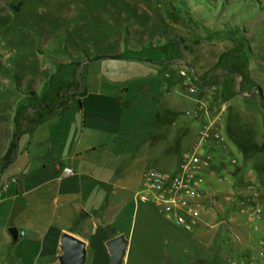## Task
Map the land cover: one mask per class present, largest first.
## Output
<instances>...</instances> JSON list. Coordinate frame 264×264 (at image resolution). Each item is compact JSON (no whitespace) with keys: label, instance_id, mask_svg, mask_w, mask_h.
Segmentation results:
<instances>
[{"label":"rangeland","instance_id":"1","mask_svg":"<svg viewBox=\"0 0 264 264\" xmlns=\"http://www.w3.org/2000/svg\"><path fill=\"white\" fill-rule=\"evenodd\" d=\"M103 56L120 58L96 60ZM161 58L172 68L153 62ZM180 69L214 101L218 113L224 102L235 104L229 108L231 131L252 126L257 133L252 144L262 155L245 156L243 164L223 174L222 186L211 184L202 223L191 234L143 205L152 226L147 233L138 228L125 264H264V217L253 218L248 211L252 192L264 201V0H0V174L8 176L2 158L21 129H48L51 117L54 125L68 119L91 90L88 83L131 102L126 107V118L133 119L130 138L150 137L153 115L162 112L161 96H167L165 76L178 81ZM143 85L154 89L145 91ZM240 96L254 101L241 104ZM181 99L180 119L189 122L190 132L176 152L158 153L151 164L167 174L178 171L200 130L188 115L193 108L188 95ZM123 147L122 141L118 153ZM136 150L132 146L128 152ZM209 152L203 144L200 153ZM144 168V163L130 166L139 173ZM141 218L142 213L139 225ZM253 221L262 222L253 229L263 240L254 250L244 246ZM121 225L129 238V225ZM219 238L225 239L220 256L214 255L213 243ZM235 254L248 259H233Z\"/></svg>","mask_w":264,"mask_h":264},{"label":"crops","instance_id":"2","mask_svg":"<svg viewBox=\"0 0 264 264\" xmlns=\"http://www.w3.org/2000/svg\"><path fill=\"white\" fill-rule=\"evenodd\" d=\"M153 62L172 68L167 59ZM165 80L167 96H161L164 108L153 115L155 132L148 138H130L128 124L133 119L126 118V107L131 102L121 94L92 89L93 83H88L91 90L78 99L79 109L68 119L54 125L55 117H51L47 119L53 122L48 129L41 125L21 129L15 157L8 163V176L0 174V264H59L60 241L65 233L87 244L86 264H110L106 243L126 234L121 223L129 225L126 237L130 248L125 263L129 261L138 228L147 233L152 226V214L143 207L152 205L138 201L139 196L148 194L143 174L155 170L151 164L158 153L176 152L190 132L189 122L180 119L181 96L188 95L187 105L193 107L188 115L200 126L198 140L204 124L216 123L207 144L210 152L206 156L212 161L213 172L208 176L206 192L212 191V183L222 186L218 178L234 168L228 157L243 164L246 155L239 143L256 141L257 133L249 125L235 126L237 130L231 131L234 113L229 108L235 104L224 102L222 113H218L214 101L206 99L186 78L177 81L166 75ZM141 87L149 92L154 89V85ZM239 98L241 104L254 101ZM204 103L208 104L207 111H203ZM122 141L124 147L118 153ZM132 146L137 147L136 153L128 152ZM189 153L181 158L178 169ZM139 163L145 165L142 173L130 169ZM65 168H71L73 175L66 176ZM260 223L248 222L251 227L244 237L245 247L254 250L257 242L263 241L253 229L257 230ZM12 228L18 231L16 240L10 234ZM224 242V238L213 241L214 255L224 254ZM228 257L248 259L245 254Z\"/></svg>","mask_w":264,"mask_h":264},{"label":"built area","instance_id":"3","mask_svg":"<svg viewBox=\"0 0 264 264\" xmlns=\"http://www.w3.org/2000/svg\"><path fill=\"white\" fill-rule=\"evenodd\" d=\"M180 75L187 78L188 72L181 70ZM202 105L203 111H207L208 104ZM215 128L216 123L204 124L196 146L182 161L176 173L167 174L158 170H148L144 173L148 194L139 196L138 201L154 206L161 216L186 234L193 233L202 223L207 197L205 186L213 171L211 159L203 156L200 149L203 144H208ZM232 165H237L236 159H232ZM64 173L71 176L73 170L65 168ZM218 180L221 182L223 178ZM251 194L248 211L253 218L264 217V201L261 202L256 193Z\"/></svg>","mask_w":264,"mask_h":264},{"label":"water","instance_id":"4","mask_svg":"<svg viewBox=\"0 0 264 264\" xmlns=\"http://www.w3.org/2000/svg\"><path fill=\"white\" fill-rule=\"evenodd\" d=\"M10 234L16 240L18 231L16 228L10 229ZM110 255V264H125L130 240L126 235H118L106 243ZM61 255L58 258L59 264H86L87 262V244L77 237L65 233L60 241Z\"/></svg>","mask_w":264,"mask_h":264},{"label":"trees","instance_id":"5","mask_svg":"<svg viewBox=\"0 0 264 264\" xmlns=\"http://www.w3.org/2000/svg\"><path fill=\"white\" fill-rule=\"evenodd\" d=\"M105 58H120V57L119 56H103V57H98L96 60L105 59ZM239 144L244 149L246 159L248 158V156L254 157L255 155H259V154L262 155V152L260 151V149H258L257 146H254L249 141H242ZM16 148H17L16 143L10 146L8 158H10V156L13 154Z\"/></svg>","mask_w":264,"mask_h":264},{"label":"flooded vegetation","instance_id":"6","mask_svg":"<svg viewBox=\"0 0 264 264\" xmlns=\"http://www.w3.org/2000/svg\"><path fill=\"white\" fill-rule=\"evenodd\" d=\"M43 109H44V105H42L38 111H42ZM32 111L34 112L35 109H33ZM35 112H36V111H35ZM19 126L21 127V125H19ZM16 144H17V143H16ZM9 149H10V148H9ZM9 149L7 150L6 155L2 158L3 160L6 161V164H7V165H8L9 162H11V161L14 159L15 154H16V150H17V148H16V149L14 150L13 154L10 156V158H8Z\"/></svg>","mask_w":264,"mask_h":264}]
</instances>
